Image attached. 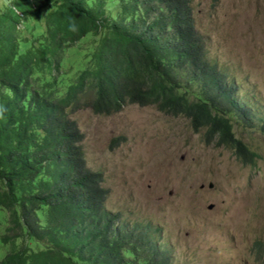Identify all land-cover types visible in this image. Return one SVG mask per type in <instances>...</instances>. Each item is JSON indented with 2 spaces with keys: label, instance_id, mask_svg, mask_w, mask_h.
<instances>
[{
  "label": "trees",
  "instance_id": "trees-1",
  "mask_svg": "<svg viewBox=\"0 0 264 264\" xmlns=\"http://www.w3.org/2000/svg\"><path fill=\"white\" fill-rule=\"evenodd\" d=\"M0 3V264H170L157 228L107 208L69 115L154 106L254 163L232 127L248 111L207 60L191 0Z\"/></svg>",
  "mask_w": 264,
  "mask_h": 264
},
{
  "label": "rangeland",
  "instance_id": "rangeland-1",
  "mask_svg": "<svg viewBox=\"0 0 264 264\" xmlns=\"http://www.w3.org/2000/svg\"><path fill=\"white\" fill-rule=\"evenodd\" d=\"M191 6L207 60L227 75L248 111L249 119L239 116L232 127L259 154L254 163H242L216 137L206 143L205 128L195 132L186 117L154 106L69 117L84 135L86 166L101 171L110 190L107 208L157 228L170 264H264L256 246L264 244V0ZM115 137L123 139L112 147ZM4 252L0 244V259Z\"/></svg>",
  "mask_w": 264,
  "mask_h": 264
},
{
  "label": "water",
  "instance_id": "water-1",
  "mask_svg": "<svg viewBox=\"0 0 264 264\" xmlns=\"http://www.w3.org/2000/svg\"><path fill=\"white\" fill-rule=\"evenodd\" d=\"M200 187L202 188V185H200ZM209 187H212V184H209ZM211 208H213V204H211V205L209 206V209H211Z\"/></svg>",
  "mask_w": 264,
  "mask_h": 264
}]
</instances>
